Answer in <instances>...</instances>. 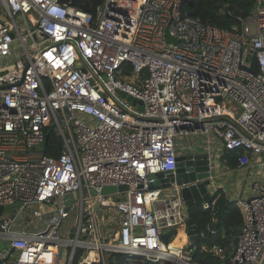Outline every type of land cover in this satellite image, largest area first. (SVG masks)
I'll return each mask as SVG.
<instances>
[{"label":"built area","instance_id":"obj_1","mask_svg":"<svg viewBox=\"0 0 264 264\" xmlns=\"http://www.w3.org/2000/svg\"><path fill=\"white\" fill-rule=\"evenodd\" d=\"M52 128L58 157L38 149ZM191 136L210 152L213 140L242 151L240 166L262 155L264 167L263 0L232 29L183 0H104L94 14L72 1L0 0V207L13 208L0 216V264H108L112 254L195 264L189 238L179 253L162 238L186 230L180 191L159 199L152 187ZM253 192L235 203L237 245L211 246L220 264H264V185Z\"/></svg>","mask_w":264,"mask_h":264},{"label":"trees","instance_id":"obj_2","mask_svg":"<svg viewBox=\"0 0 264 264\" xmlns=\"http://www.w3.org/2000/svg\"><path fill=\"white\" fill-rule=\"evenodd\" d=\"M65 3L72 1L73 4L84 11L95 13L97 7L104 0H60ZM258 0H183V8L200 18L203 22L214 24L225 29H232L239 26L243 19L254 12ZM264 1V0H263ZM46 155L58 157L62 153V137L53 128L49 133L48 142L42 146ZM242 155L240 150H226L225 156L231 166H237ZM217 199L215 206L205 209L203 204H194L187 207L188 217L199 227V231H206L213 222L218 223V234L210 237L198 235L195 247H193L192 261L195 264H220L219 258L211 251L203 249L205 243L211 247L214 244L227 245L232 242L233 230L243 224V214L237 204L230 201L224 192L220 191L210 199ZM11 208L0 207V216ZM227 236H223V232ZM179 234V228L171 227L162 231L164 244L169 247L172 241ZM182 235V232L179 234ZM185 241V239H183ZM181 238H176L173 247L179 249L183 244ZM92 264H102L93 262ZM108 264H155L146 261L130 262L123 254H112L108 257ZM173 264V263H167Z\"/></svg>","mask_w":264,"mask_h":264},{"label":"water","instance_id":"obj_3","mask_svg":"<svg viewBox=\"0 0 264 264\" xmlns=\"http://www.w3.org/2000/svg\"><path fill=\"white\" fill-rule=\"evenodd\" d=\"M169 39L171 37L169 36ZM128 100H131L134 104H141L142 102L136 98H132L130 95L123 94ZM49 140V135L46 138V142ZM211 159H213V153L208 149H190L186 153H182L178 156L177 169L174 172H168L166 178H163L165 173H158V181L152 185L153 188H162L168 192H173L176 188L180 191L187 207L194 204H204L208 202L212 197L213 191V178L212 174L215 167L211 169ZM127 190V186L120 185L118 187H106L104 193L123 192ZM76 193H70L66 195V198H76ZM211 229H217L218 223L213 222L210 226ZM211 229H208L207 235L211 236ZM186 232L189 240L192 242V246H195L196 240L199 234V227L188 217ZM241 233V227L234 228V246L237 245L239 235ZM3 250V254H0V263L4 259V256L9 253V250L5 248V242L0 241V251ZM186 264V263H180ZM188 264H192L191 261Z\"/></svg>","mask_w":264,"mask_h":264},{"label":"crops","instance_id":"obj_4","mask_svg":"<svg viewBox=\"0 0 264 264\" xmlns=\"http://www.w3.org/2000/svg\"><path fill=\"white\" fill-rule=\"evenodd\" d=\"M189 143H191V146L188 150L195 149V147H197V149L204 147V149L206 148L208 150L210 148L206 144L204 136L201 137L191 136L189 139ZM212 144L214 146L212 148L213 157L216 158L215 170L213 171L212 174L213 184H214L213 191L216 190L217 192L220 191L224 192L226 197L233 203H236L240 199L251 198L252 195L254 194L253 184L255 182H258L264 185V167H260L258 165V163L263 159V156L250 155L249 163H247L246 165L240 166L238 162L237 166H231L227 162L228 159L225 156L226 150H224L221 141L213 140ZM243 182L247 183V185L252 184L251 185L252 190L249 191L248 188L245 189V187L242 186ZM213 191H212V195L213 193H215ZM43 225H44L43 222L39 224V226H43ZM181 232L182 235H179ZM179 234L177 235V237H175V239L176 238H181V240L182 238L185 239V241L182 240L183 242L182 245L184 246L187 240V233L184 227L179 228ZM225 234L227 236V233L224 231L223 236ZM233 239H234V230L232 235V242L223 246H226L230 250H232V248L234 247ZM174 241L175 240H173L172 242L174 243ZM173 243H171L172 246ZM182 245L180 246V248L182 247ZM203 249L210 251L211 247L209 246V244L205 243Z\"/></svg>","mask_w":264,"mask_h":264},{"label":"rangeland","instance_id":"obj_5","mask_svg":"<svg viewBox=\"0 0 264 264\" xmlns=\"http://www.w3.org/2000/svg\"><path fill=\"white\" fill-rule=\"evenodd\" d=\"M38 149H42V147H39ZM195 149H197V147H195ZM214 158V157H213ZM214 159H216V158H214ZM252 184H248L247 185V183H242V186H244L245 187V189L246 188H248L249 189V191H251L252 190V186H251ZM153 191H154V193H156L157 194V197L159 198V199H163V198H166V196H169L170 194H168L167 193V191H165L164 189H162V188H155V189H153ZM253 196V195H252ZM121 196H119V197H117L118 199L120 198ZM38 205H35V208H38L37 207ZM18 207H21V205H18ZM13 209V208H12ZM29 218H32V221L34 222V221H37V222H39V220H38V218H36L35 216H33V214L32 213H30L29 214ZM46 218V217H45ZM72 223V217H69L67 220H66V222H65V225H66V227L67 226H69L70 224ZM65 228V227H64ZM178 228H183V227H178ZM224 233V232H223ZM63 234V236H65V237H67V236H69L68 235V233H66V232H64V233H62ZM73 235H71V237H72ZM186 236V235H185ZM224 236H226V234L224 235ZM175 240V239H174ZM182 240H183V238H182ZM187 240H188V237H187ZM186 240V241H187ZM182 242V241H181ZM173 243V242H172ZM7 244L9 245V243L7 242ZM173 247V246H172ZM182 247H183V245H182ZM70 248H65V252L66 251H68Z\"/></svg>","mask_w":264,"mask_h":264},{"label":"bare ground","instance_id":"obj_6","mask_svg":"<svg viewBox=\"0 0 264 264\" xmlns=\"http://www.w3.org/2000/svg\"><path fill=\"white\" fill-rule=\"evenodd\" d=\"M170 249L173 250L174 253H179L181 251L180 248L179 249H175L174 247H172V244L170 245Z\"/></svg>","mask_w":264,"mask_h":264}]
</instances>
